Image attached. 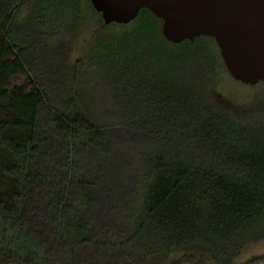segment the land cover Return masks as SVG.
Listing matches in <instances>:
<instances>
[{
    "label": "trees",
    "instance_id": "obj_1",
    "mask_svg": "<svg viewBox=\"0 0 264 264\" xmlns=\"http://www.w3.org/2000/svg\"><path fill=\"white\" fill-rule=\"evenodd\" d=\"M28 2L0 9V264H179L189 248L230 264L264 235V116L215 91V37L170 41L149 8L106 24L91 0H39V30L97 20L69 78L18 39ZM88 56L107 75L93 92Z\"/></svg>",
    "mask_w": 264,
    "mask_h": 264
},
{
    "label": "water",
    "instance_id": "obj_2",
    "mask_svg": "<svg viewBox=\"0 0 264 264\" xmlns=\"http://www.w3.org/2000/svg\"><path fill=\"white\" fill-rule=\"evenodd\" d=\"M106 24L129 23L144 8L162 19L175 43L215 37L231 75L243 83L264 81V0H91Z\"/></svg>",
    "mask_w": 264,
    "mask_h": 264
},
{
    "label": "rangeland",
    "instance_id": "obj_3",
    "mask_svg": "<svg viewBox=\"0 0 264 264\" xmlns=\"http://www.w3.org/2000/svg\"><path fill=\"white\" fill-rule=\"evenodd\" d=\"M12 0H0V9L3 7L10 8ZM39 0H29L19 12L15 20L18 39L30 46V53L33 55L45 56L49 54L53 56L58 66L63 68L64 76L70 78V73L66 71V64L72 67H78V62L81 55L84 53L88 44L94 40L95 34L98 31V24L95 17H88L84 24L70 36L66 30L55 28L52 25L39 30L36 23V15H39L40 8L36 5ZM1 11V10H0ZM7 12V10H6ZM41 13L46 15L47 11L41 9ZM51 16V13L50 15ZM218 52V51H216ZM219 52L220 49H219ZM222 55V54H221ZM14 58V55L11 56ZM88 60L84 58V63L79 73V84L84 85V89L88 92H93L94 85L97 82H103L106 78L105 72L95 62L93 58L88 56ZM56 66V63H55ZM70 66V67H71ZM14 83L24 86L30 90L33 85V80L27 72H18L14 77ZM211 84L215 86V91L222 97L229 100L230 105L238 108H250L252 114L257 118L264 116V83L247 84L237 81L231 74L217 72ZM185 255H192L202 264H223L214 255L210 249H185L176 253L173 258L180 261L179 264H195L192 262L183 261ZM230 264H264V235L256 238L247 239L239 244L235 249L233 258Z\"/></svg>",
    "mask_w": 264,
    "mask_h": 264
}]
</instances>
